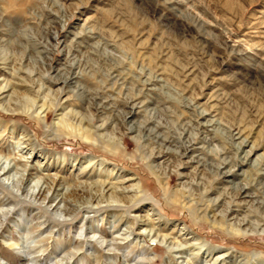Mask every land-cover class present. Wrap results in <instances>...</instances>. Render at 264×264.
Returning <instances> with one entry per match:
<instances>
[{"label":"rangeland","instance_id":"rangeland-1","mask_svg":"<svg viewBox=\"0 0 264 264\" xmlns=\"http://www.w3.org/2000/svg\"><path fill=\"white\" fill-rule=\"evenodd\" d=\"M2 84L0 160L27 186L140 193L62 222L0 187L10 208L0 264L27 262L10 245L22 223L31 264H264V0H0ZM225 163L242 164L232 178L247 187L245 207L218 176ZM234 217L252 224L237 229ZM82 238L89 245L66 263L58 246Z\"/></svg>","mask_w":264,"mask_h":264},{"label":"bare ground","instance_id":"bare-ground-1","mask_svg":"<svg viewBox=\"0 0 264 264\" xmlns=\"http://www.w3.org/2000/svg\"><path fill=\"white\" fill-rule=\"evenodd\" d=\"M66 80L68 81V79L65 78L64 81H66ZM7 91L8 90H7L5 85H3V84L0 85V104H1L0 106H3V104H7V102L9 101L7 99L8 95H6ZM2 108L5 112H8V113L12 112L11 110H9L6 107H2ZM40 110H41V107H40ZM43 111L44 110H42V113H43ZM73 120H75V119H73ZM77 123L79 124V122H77ZM99 128H103V127L99 126ZM128 131L132 133L133 128L131 126H129ZM23 144H26V143L23 141L22 143H20V145H16L18 148H20V152H22L23 148H27V145L24 146ZM28 155H30V154H28ZM181 157L184 158V155L182 154ZM254 164H255V162H254ZM260 171H262V170H260ZM233 175L234 176H244V171L242 170V164H240L239 166H229L227 163H225V164H223V167L221 168V170L218 172V176H220L222 184L225 185L224 186L225 188H229V187H235L236 188L237 193L235 194L234 199H236L237 201L234 204L237 205L236 208L237 207L239 208L240 206H244L249 202L248 201L249 195L246 192L247 187H239L240 185L238 186L237 183H235L233 181V178H232ZM178 176L184 177V175L180 174V173ZM134 180L135 179H133L131 177H128L126 179L123 178V180L120 181V184L124 185V184H127L129 182H133ZM223 185H222V187H223ZM0 187L2 190L4 189V187L7 188L9 190V192L10 191L14 192L15 196L21 197L23 200L27 199L32 204L46 203L48 205L47 210L50 209L51 215L54 218H57V220L61 219L62 222L65 221L66 218L71 217L72 213L76 212L80 208L98 210L99 206L101 204H106V206H107L108 204L111 205L114 203L118 204V205H116V207H120V204L124 203V201L121 200L122 197L118 196V195L125 194V191H126V193L127 192L133 193V196L140 193L139 185L138 184H132V183L130 185H128V187H125V188L121 187V186H119V188H116V187L114 188V186H110L109 184L101 183V186H96V188H97L96 191H94L93 193L91 191L87 192L88 194H85L84 193L85 191L82 189L73 190V189H67V188H63V187L61 188L60 186H58V188L55 190L54 189V181L52 180V181L48 182L45 179H42L41 184H39V182H37L34 186L29 187L26 185V183L23 179V175L19 174V172L15 169V167L14 168L10 167V165H8L6 162H1V160H0ZM50 192H51V196L49 195V197H47L48 193H50ZM54 193H56V194L54 195ZM9 194L13 198H16L11 193H9ZM70 197H73L72 203H74L75 206L72 203L69 204L66 201V199L70 198ZM214 202H217L215 206H218V203H219L218 199H215ZM227 204L228 205L226 208V212L228 215L232 214V212H238V214H239V211H241L240 209H238L239 211H232L230 207L235 206V205L233 203H230V202H228ZM9 209H10L9 207L0 203V227L2 226V223L4 221H7L9 214H10ZM236 218L237 217L232 218V223H229V224L235 225L234 227L237 226L238 228L239 227L240 228L241 227H249L252 224V222L250 220L246 219L245 217H242L241 219H236ZM233 220H236V221H233ZM59 223H60V221H59ZM143 223H145V222H143ZM258 224L256 225V227L258 226ZM25 226H26L25 223H22L20 226H18L17 224L14 225V227H19L21 229L20 231H24V233H26V235H25V237H22L20 242L11 243L10 245L17 246V251L20 252L24 256V258L27 260L26 263H22V264H31L34 261L31 257L35 252H34V250H32V248L34 246H31L30 244H28L27 239H26L27 238L26 236L31 229H28V227H25ZM145 226H146V228H144L143 231L145 232L146 229H149L147 231V234H146L147 237H149V239L158 240L161 243H167L168 242V246H170L171 252L172 253L174 252L175 254H177L179 256L178 258H182V256L185 254V252H184L185 249L181 248V246L177 245L176 243L173 244L172 241L170 242L168 235H166V234L160 235L158 233H155L153 231L152 226L147 225V223ZM180 230L183 231L184 228H182ZM238 232H239V230H238ZM180 235H184V232H180ZM86 240H88V239H86ZM77 241H78L77 245L75 247H73L72 251L66 252L64 250V248H62L61 246H58L57 249H59L60 254L63 255L62 259L63 260L66 259V263L68 261H72L74 256L76 254H78L79 252H81L83 250V248H85V245H87V244L89 245V243L86 242L84 238L78 239ZM195 241H196V239H195ZM41 243H43V242H41ZM185 244H186V242H185ZM195 245L196 244H192L191 247H193ZM93 254H94V256H93ZM103 254L104 253H102V251L98 252L96 249H92L91 254L88 253V256L93 257V261L95 263H98V259L102 258ZM106 254L107 253H105V255ZM107 256L108 255H106V258H105L106 260L109 258V257L107 258ZM123 257L127 258L126 256H123ZM218 260L219 259H215L214 261H212L211 264H218L219 263ZM125 263L128 264L127 260H125ZM185 263L186 264H192V262H189V260H185ZM207 263H208L207 261H204V264H207Z\"/></svg>","mask_w":264,"mask_h":264}]
</instances>
